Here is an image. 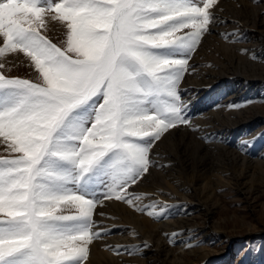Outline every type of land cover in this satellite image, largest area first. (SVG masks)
<instances>
[{"label":"snow or ice","instance_id":"1","mask_svg":"<svg viewBox=\"0 0 264 264\" xmlns=\"http://www.w3.org/2000/svg\"><path fill=\"white\" fill-rule=\"evenodd\" d=\"M217 3L0 0V57L22 53L37 73L6 75L0 63V264H85L111 231L93 230L103 200L144 210L147 194L132 189L157 142L189 123L179 86Z\"/></svg>","mask_w":264,"mask_h":264},{"label":"bare ground","instance_id":"2","mask_svg":"<svg viewBox=\"0 0 264 264\" xmlns=\"http://www.w3.org/2000/svg\"><path fill=\"white\" fill-rule=\"evenodd\" d=\"M213 11L219 22L202 38L179 86L189 123L166 133L150 153V175L132 189L147 194L136 201L143 211L115 200L98 205L93 218L99 227L93 230L111 231L90 245L85 264H229L227 253L219 261L208 246L223 237L210 200L227 183L246 195L251 177L264 174V148L245 151L244 138L264 118L256 104L240 108L264 97V0H218ZM48 28L63 39L58 22L49 21ZM5 59L26 62L23 56ZM238 144L248 156L236 153ZM117 245L130 251L117 252Z\"/></svg>","mask_w":264,"mask_h":264},{"label":"rangeland","instance_id":"3","mask_svg":"<svg viewBox=\"0 0 264 264\" xmlns=\"http://www.w3.org/2000/svg\"><path fill=\"white\" fill-rule=\"evenodd\" d=\"M46 34L53 41V43H57V45L60 46L61 40L59 38H56L55 36V34L58 33H55L52 31V29L48 28ZM8 55H12V58L16 56H20L22 58L23 56L26 59V62H24L23 60L20 61L19 59V61L23 64L19 66L17 63L10 64L9 61H6L5 57H0V63L5 64V69L3 71L6 75L14 77L18 76L36 81L37 73L28 66L29 62L22 53ZM3 59L5 60L3 61ZM257 100V98H251L246 102L244 101L241 103L240 108L256 104L258 106V110L260 109L261 116L264 118V97L263 99H260L258 101ZM184 115L186 116V114ZM249 127L250 128H248V130H245V132H247V134L253 132V135L249 137H247L246 135V137H244L248 138V142H246L247 147L245 151L248 150V148L252 147V150L256 149V151L259 152L261 149L264 148V140L263 138H261V133L264 132V122ZM261 127L263 128L260 129ZM233 137L234 139L232 141L234 143H237L239 141V137L236 134ZM243 140H240V142L242 143ZM241 145L238 144L236 147L233 148L235 149L236 153L242 156H248L246 155L247 152H240ZM6 149L7 145L4 143H0V156L9 155ZM253 153L254 152H251L249 154ZM218 162L220 163L222 161ZM239 169H237V171H240ZM263 178L264 174L258 173L256 175L255 173L254 177H251L253 181H251L247 186L251 189L247 190L246 195L240 194V192L237 191L236 185L227 183V185H224L219 188L215 192L213 198H211L210 202L216 203V209L213 215V220H215L217 222V225L220 227V231L222 232L223 237L217 242H209L208 246L210 248L212 247L213 250L217 251V253L215 252L214 254L220 256L217 257L219 261L223 260L225 257L221 256H224L225 253H227V260H230L229 264H264ZM184 203L185 202L178 203L177 205L183 206ZM195 237L197 238L198 236L196 235ZM210 253H212V251H210ZM207 262L208 261H206V263L203 262L202 264H207Z\"/></svg>","mask_w":264,"mask_h":264}]
</instances>
